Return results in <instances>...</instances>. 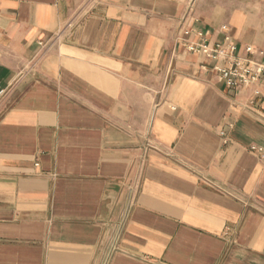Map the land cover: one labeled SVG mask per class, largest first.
I'll list each match as a JSON object with an SVG mask.
<instances>
[{
    "label": "crops",
    "instance_id": "crops-1",
    "mask_svg": "<svg viewBox=\"0 0 264 264\" xmlns=\"http://www.w3.org/2000/svg\"><path fill=\"white\" fill-rule=\"evenodd\" d=\"M237 1L0 0V264H264V72L219 69L264 62V0Z\"/></svg>",
    "mask_w": 264,
    "mask_h": 264
},
{
    "label": "built area",
    "instance_id": "built-area-1",
    "mask_svg": "<svg viewBox=\"0 0 264 264\" xmlns=\"http://www.w3.org/2000/svg\"><path fill=\"white\" fill-rule=\"evenodd\" d=\"M188 48L191 52H196L199 54H205L210 58L216 59L221 56L220 52L225 48L224 44H217L214 49H211L208 44L201 43V45L190 43ZM250 50V48H248ZM236 45L230 43L226 48V57L233 62L234 65L229 68H219L222 72L223 77L228 78L229 84L244 85L248 87L250 82H253L259 74L264 72V62L262 64H256L254 70V76H250L249 73L252 72V66L250 68H242L239 59L236 57ZM1 94L4 92L0 90ZM262 151V150H261ZM261 158L264 160V153Z\"/></svg>",
    "mask_w": 264,
    "mask_h": 264
},
{
    "label": "rangeland",
    "instance_id": "rangeland-1",
    "mask_svg": "<svg viewBox=\"0 0 264 264\" xmlns=\"http://www.w3.org/2000/svg\"><path fill=\"white\" fill-rule=\"evenodd\" d=\"M248 1H252V0H248ZM229 5H233V7H241L243 4L241 1H237V0H230V2H228ZM262 7H263V17H264V3L262 4Z\"/></svg>",
    "mask_w": 264,
    "mask_h": 264
}]
</instances>
